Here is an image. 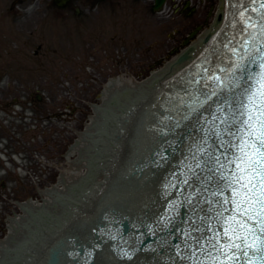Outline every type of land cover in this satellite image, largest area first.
Listing matches in <instances>:
<instances>
[{"label":"water","instance_id":"1","mask_svg":"<svg viewBox=\"0 0 264 264\" xmlns=\"http://www.w3.org/2000/svg\"><path fill=\"white\" fill-rule=\"evenodd\" d=\"M164 2L156 0L154 10ZM219 6L220 1L216 12ZM212 21L192 55L208 50L176 80L169 79L189 64L155 75L148 85L157 79L161 89L133 110L131 128L105 112L96 129L103 132L101 141L92 140L95 149L85 154L88 174L69 182L67 193L58 191V197H65L63 204L68 201L63 209L73 205L70 200L88 204L97 188L90 192L87 184L102 180L100 167L104 179L99 185L108 178L110 158L119 153L116 169L93 208L52 239L37 264H221L223 257L208 240L214 234L220 239L223 229L217 212L231 205L218 206L221 197L213 193L230 176L227 168H234L228 161L239 154L238 137L247 135L241 122L246 119L248 93L264 78V0H231L226 26L212 45L205 46L204 33ZM189 59L182 56L176 64ZM142 93L139 87L137 95L122 103L115 91L105 106L113 101L120 111L112 107V115L122 117L130 101ZM120 122L123 129L128 127L126 135ZM112 141L122 143V149ZM38 208L43 207L34 211ZM59 218L54 211L31 217V222L42 221L32 229L36 240L23 245L29 254L38 253V237L43 243L53 237ZM25 240L14 245V251H23L19 246ZM30 261L19 253L16 264ZM225 264H264V254L249 250Z\"/></svg>","mask_w":264,"mask_h":264},{"label":"rangeland","instance_id":"2","mask_svg":"<svg viewBox=\"0 0 264 264\" xmlns=\"http://www.w3.org/2000/svg\"><path fill=\"white\" fill-rule=\"evenodd\" d=\"M14 1L0 0V240L7 215L20 213L15 202H42L40 191L69 168L68 149L93 115L91 104L101 103L105 83L142 81L164 69L222 4L197 0L192 23L182 28L180 19L165 23L152 14L146 0H73L67 10L48 0Z\"/></svg>","mask_w":264,"mask_h":264},{"label":"snow or ice","instance_id":"3","mask_svg":"<svg viewBox=\"0 0 264 264\" xmlns=\"http://www.w3.org/2000/svg\"><path fill=\"white\" fill-rule=\"evenodd\" d=\"M241 123L247 135L238 137L239 154L228 161L234 168H227L230 176L225 178L220 191L213 193L221 197L218 206L231 205L230 209L217 212L223 229L220 239L214 234L208 240L223 257L221 264L235 261L249 250L264 254V78L257 80V87L249 91L246 119Z\"/></svg>","mask_w":264,"mask_h":264},{"label":"bare ground","instance_id":"4","mask_svg":"<svg viewBox=\"0 0 264 264\" xmlns=\"http://www.w3.org/2000/svg\"><path fill=\"white\" fill-rule=\"evenodd\" d=\"M223 4H224V1H223ZM218 27L219 26L215 27V29H213V31L216 30ZM213 31H211L210 33H212ZM155 75H157V73ZM136 85L137 84L135 83V81H132V80H128V81L120 80V82L115 85L116 87H115L114 91H117L118 97L121 100V102L123 103L124 100L130 99L132 95H137L138 94L139 87L136 86ZM104 99H105V102H106L109 99V95L108 94L105 95ZM105 105H106V103H105ZM105 117H106L105 114H103L102 117H100L98 115L97 116H93L92 117V124L89 126V131L88 132L89 133L94 132L97 129L99 122L101 120H103ZM81 139L79 140V143L70 152V154H72L74 152H77V153H79V157L80 158H84V160L87 161V158H86V155H85L86 152H89V149H95V148H94L92 139H89L86 136L81 137ZM93 140L95 141L97 139H93ZM86 163H88V162H86ZM80 170H81V167H80V169H78L74 165V163L71 161V163L69 164V168L62 172L63 173V177H62V180H61L60 184L62 185L64 183L65 184L64 185L65 188L63 189V191H62V189H59L58 187H56L55 189L49 190L46 193L47 194L46 195V199H45V201H47L46 206L48 205V203L50 201H52V199H54V198L57 199L58 198L57 194H54V193L58 192V190H59V193H67V191H69V189H68L69 182H75L76 177L80 176L78 174V171H80ZM31 205L32 204H30V206ZM67 206H68V201H66V203L63 204L62 207H60L61 209L59 211L52 209V210L48 211V213H52L53 211H57V213L56 212L55 213L58 214V215H61L63 207H67ZM37 207H45V206L42 205V204H39V205H37L34 208V210H36ZM40 221H42V220H35L34 222H31V217H29V219H28L29 223L27 224V225H30L29 229H31V231H28L29 234L32 235V229H35L34 228V224L36 225V223H38ZM21 240H24L23 232L21 231V232L17 233V231H14L13 235H12V238H11V241L12 242L14 241V242L11 245L7 242L8 243L7 244V251L8 250H13L14 251V245H18V243H20ZM5 244L6 243L0 245L1 249H3L5 247Z\"/></svg>","mask_w":264,"mask_h":264},{"label":"flooded vegetation","instance_id":"5","mask_svg":"<svg viewBox=\"0 0 264 264\" xmlns=\"http://www.w3.org/2000/svg\"><path fill=\"white\" fill-rule=\"evenodd\" d=\"M27 1L28 0H16V1H14V5H13V7H15V4H16V2H18V5H21V6H23L24 4H26L27 3ZM54 3H55V0H52ZM95 1V0H94ZM74 3H73V0H69L68 2H67V4H66V6H65V8L63 9V10H66V9H69L72 5H73ZM150 6H151V11H153L152 10V8H153V4H151V3H148ZM186 4V3H185ZM184 4V5H185ZM172 7H174V9L172 8ZM179 6H178V4L176 5V0H170L169 1V9H172L171 10V13L172 14H168V15H165V17L164 18H162V17H159V19L160 20H164V19H166V21L165 22H168V18H172V19H175L176 17H180V21H182V23H183V27H188L191 23H192V17H193V13H191V12H189L190 10H188V11H183V7H181V8H178ZM77 12H79V10L76 8V13Z\"/></svg>","mask_w":264,"mask_h":264},{"label":"clouds","instance_id":"6","mask_svg":"<svg viewBox=\"0 0 264 264\" xmlns=\"http://www.w3.org/2000/svg\"><path fill=\"white\" fill-rule=\"evenodd\" d=\"M36 8V5H29L26 9V11L30 14L33 12V10ZM5 81H7V78H5Z\"/></svg>","mask_w":264,"mask_h":264}]
</instances>
